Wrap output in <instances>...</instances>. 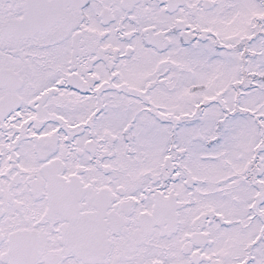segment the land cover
<instances>
[{
  "label": "snow or ice",
  "instance_id": "snow-or-ice-1",
  "mask_svg": "<svg viewBox=\"0 0 264 264\" xmlns=\"http://www.w3.org/2000/svg\"><path fill=\"white\" fill-rule=\"evenodd\" d=\"M0 264H264V0H0Z\"/></svg>",
  "mask_w": 264,
  "mask_h": 264
}]
</instances>
